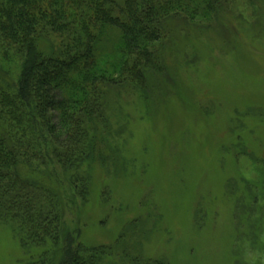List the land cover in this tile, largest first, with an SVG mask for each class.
<instances>
[{"label":"trees","instance_id":"1","mask_svg":"<svg viewBox=\"0 0 264 264\" xmlns=\"http://www.w3.org/2000/svg\"><path fill=\"white\" fill-rule=\"evenodd\" d=\"M110 29L119 35L117 57L102 63L99 44ZM193 34L208 40L218 34L228 44L233 37L239 45L220 46L217 60L233 57L240 67L238 54H250L248 41L262 43L264 0H0V225L36 264H109L114 258L167 264L132 259L137 241L128 227L135 220L124 222L114 245L89 244L64 216L68 202L81 216L93 201L95 169L107 178L114 172L132 97L154 101V88L162 92L176 66L191 70L195 64L192 72L201 74ZM175 57L178 64L171 66L168 58ZM223 100L204 94L196 104L222 119ZM238 108L233 128L228 118L217 120L216 132L229 134L213 140L217 155L228 151L236 168L239 157H247L258 172L255 179L231 173L224 186L236 211L242 201L248 205L251 229L240 231L236 220V242L250 241L253 252L264 253V102ZM238 180L244 189L237 195ZM103 185L100 203L109 191ZM242 252H233L232 264H248Z\"/></svg>","mask_w":264,"mask_h":264},{"label":"rangeland","instance_id":"2","mask_svg":"<svg viewBox=\"0 0 264 264\" xmlns=\"http://www.w3.org/2000/svg\"><path fill=\"white\" fill-rule=\"evenodd\" d=\"M210 36L209 40L206 36H190L199 56L200 75L192 72L195 64L190 65L191 70L176 66V76L167 80L162 92L154 88V101L146 105L132 97L135 105L129 107L130 121L118 140L114 172L107 178L99 169L93 171L98 187L81 216L78 208L68 202L64 220L70 227L77 226L87 243L114 245L124 222L135 220L128 227L137 241L136 248L131 250L132 259L140 257L143 262L164 259L167 264H232L233 252L236 255L242 250L248 264L257 260L264 264V253L253 252L250 241L242 247L236 242V220L240 231L248 233L251 229L245 211L248 205L242 201L236 211L235 199L226 193L224 186L231 173L255 179L258 172L247 157H239L236 168L228 151L217 155L213 140L214 134L223 138L229 134L216 132L217 120L228 118L231 129L236 107L264 102V37L261 45L246 40L250 43V54L241 51L240 67H235L233 57L227 53L225 57L232 58L220 63L217 59L221 56L220 46L230 48L239 43L233 37L228 44L218 34ZM117 40L118 32L107 30L99 44L100 62L108 63L117 57L114 50ZM168 63L175 65L177 58H168ZM204 94L224 99L222 119L209 117L197 106L196 100ZM223 156L226 161L222 164ZM101 182L109 190L101 198L105 203L99 202ZM62 186L70 200L72 192L67 183L62 182ZM241 188L244 189V184L238 180L237 195ZM244 221L249 224L243 228ZM32 256L25 255L10 230L0 225V264H36L38 259ZM115 260L109 264H122Z\"/></svg>","mask_w":264,"mask_h":264}]
</instances>
